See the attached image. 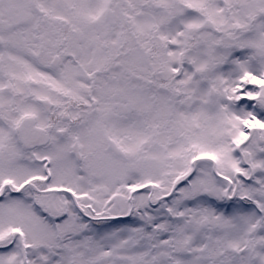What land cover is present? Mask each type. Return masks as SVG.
Wrapping results in <instances>:
<instances>
[{"label": "snow or ice", "instance_id": "snow-or-ice-1", "mask_svg": "<svg viewBox=\"0 0 264 264\" xmlns=\"http://www.w3.org/2000/svg\"><path fill=\"white\" fill-rule=\"evenodd\" d=\"M0 264H264V0H0Z\"/></svg>", "mask_w": 264, "mask_h": 264}]
</instances>
